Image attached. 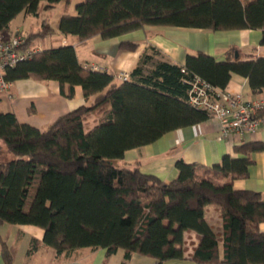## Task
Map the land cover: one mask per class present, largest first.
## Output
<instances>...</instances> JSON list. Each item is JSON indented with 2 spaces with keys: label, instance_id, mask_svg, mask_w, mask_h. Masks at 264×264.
I'll list each match as a JSON object with an SVG mask.
<instances>
[{
  "label": "trees",
  "instance_id": "16d2710c",
  "mask_svg": "<svg viewBox=\"0 0 264 264\" xmlns=\"http://www.w3.org/2000/svg\"><path fill=\"white\" fill-rule=\"evenodd\" d=\"M41 1L0 0V34L20 11L37 15ZM59 1L57 29L43 21L26 34L24 46L53 31L110 38L146 24L264 32V0H77L74 12H69L73 0H45ZM120 44L134 49L137 42ZM245 55L231 45L223 59L199 50L187 53L183 64L156 60L146 67L151 55L144 53L127 79L114 81L108 71L83 65L66 42L8 67L9 79H56L66 96L79 84L89 102L60 114L45 129L20 122L12 110L0 111V223L41 227L42 242L57 254L82 246L106 247L110 254L120 247L125 258L136 252L158 261L183 257V232L195 230L200 242L193 260L264 264V231L258 227L264 200L258 191L232 185L234 178L248 175L251 153L264 149L261 140L237 144L233 151L240 156L225 153L209 166L177 159L178 173L168 181L138 165L113 162L129 148L210 117L187 101L186 79L194 74L223 89L231 73H239L253 92L262 91L264 56ZM91 110L99 114L98 122L86 129ZM208 204L220 208V238L205 218ZM38 243L32 238L27 253ZM0 254L5 264H14L16 248L2 239Z\"/></svg>",
  "mask_w": 264,
  "mask_h": 264
},
{
  "label": "crops",
  "instance_id": "0c3cea01",
  "mask_svg": "<svg viewBox=\"0 0 264 264\" xmlns=\"http://www.w3.org/2000/svg\"><path fill=\"white\" fill-rule=\"evenodd\" d=\"M73 2V1H72ZM62 1L48 4L40 2L37 15L23 10L14 16L9 26L1 33L20 31L25 35L40 29L42 22L58 27V17L62 13ZM74 12V9H69ZM261 28L239 29H206L200 27L146 24L129 32L110 38L99 34L79 39L75 35L61 34L53 31L42 38H36L34 44L41 49L51 45L71 43L75 47L79 61L85 65L97 64L113 75L114 81H120L117 73L128 71L137 65L144 53L151 55V60H167L183 64L187 53L203 51L216 59H223L226 49L234 45L240 54L252 57L264 56V43ZM65 39V42L62 40ZM123 41H135L134 49L121 46ZM243 57V56H242ZM152 64L146 65L150 67ZM226 89L239 93L244 98L253 99L264 93V89L253 92L248 78L239 73H231ZM89 102L82 86H74L72 96L60 91L58 80L53 78L39 79L32 76L12 79L11 86L0 91V111L12 110L20 122L30 123L45 129L57 116ZM99 114L91 110L85 115V128L89 129L98 122ZM251 140L264 143V118L257 122L253 131L230 133L220 136V121L210 116L195 124L169 130L152 142L132 147L124 152L122 158L115 159L119 166L138 165L145 173H152L163 180L174 178L178 170L177 159L186 162L201 163L209 166L220 160L223 154L233 157L241 153L233 151L237 144ZM252 163L248 165V175L232 180L235 189L258 191L264 200V149L251 153ZM204 215L220 238L222 235V218L220 208L215 204L205 206ZM258 227L264 231V220ZM43 229L30 223H0V239L16 248L14 264H217V262H198L191 258L194 248L200 242V235L195 230L183 232L184 256L158 261L157 258L133 252L124 257V249L117 248L107 254L106 247L82 246L69 253L57 254L52 246L42 242ZM32 238H37V248L27 253ZM219 255L223 254L222 240H218ZM0 264H5L0 254Z\"/></svg>",
  "mask_w": 264,
  "mask_h": 264
},
{
  "label": "built area",
  "instance_id": "2783aa9c",
  "mask_svg": "<svg viewBox=\"0 0 264 264\" xmlns=\"http://www.w3.org/2000/svg\"><path fill=\"white\" fill-rule=\"evenodd\" d=\"M26 35L20 31L0 34V91L7 90L12 79L5 76L8 67L17 62L30 58L33 53L40 49L38 45L24 46ZM65 42V39L62 40ZM90 68L100 69L95 63ZM129 77L128 71L117 73L119 80ZM189 84L187 101L193 107L204 109L210 116L220 121V136L225 137L230 133H243L253 131L257 122L264 118L260 111L264 109V93L259 97L248 99L239 93L231 92L226 88H219L201 76L194 74L186 79Z\"/></svg>",
  "mask_w": 264,
  "mask_h": 264
},
{
  "label": "rangeland",
  "instance_id": "374dc122",
  "mask_svg": "<svg viewBox=\"0 0 264 264\" xmlns=\"http://www.w3.org/2000/svg\"><path fill=\"white\" fill-rule=\"evenodd\" d=\"M76 1H77V0H73V2H72V7H71L70 9L73 10V4H74V2H76ZM52 5H53V4H52ZM153 62H154V61L150 60V61L148 62V64L150 65V64H152ZM148 64H147V65H148ZM115 165H116V166H119V165L116 164V163H115Z\"/></svg>",
  "mask_w": 264,
  "mask_h": 264
},
{
  "label": "water",
  "instance_id": "95a60500",
  "mask_svg": "<svg viewBox=\"0 0 264 264\" xmlns=\"http://www.w3.org/2000/svg\"><path fill=\"white\" fill-rule=\"evenodd\" d=\"M236 55H237V53H236Z\"/></svg>",
  "mask_w": 264,
  "mask_h": 264
}]
</instances>
